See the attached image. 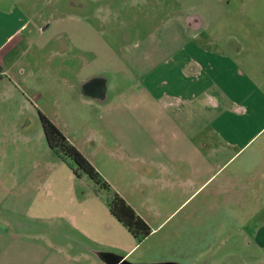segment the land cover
<instances>
[{
    "label": "crops",
    "instance_id": "0c3cea01",
    "mask_svg": "<svg viewBox=\"0 0 264 264\" xmlns=\"http://www.w3.org/2000/svg\"><path fill=\"white\" fill-rule=\"evenodd\" d=\"M110 1L88 0L91 6ZM215 1L210 8L201 5L199 14L184 7L157 35L119 49L116 70L105 71L130 78L127 91L108 97V84L92 82L101 68L66 63L76 81L58 80L67 90L51 100L57 111H41L147 222L150 234L138 243L109 213L104 194L50 152L40 125L21 136L34 150L37 141L41 154L32 155L22 174L10 169L9 186L18 191L0 204V264H112L116 257L124 264H222L229 255L239 261L228 264H264L255 257L264 253V34H252L247 50L238 39H214L209 34L223 6ZM96 15L107 23L111 13ZM40 36L22 8L0 0V65L7 74L0 77V93L15 90L18 79L31 74L13 54L17 44ZM99 58L97 52L92 63ZM84 83L90 94L80 91ZM93 84L101 88L99 97L91 94ZM36 97L43 95L33 92ZM78 100L89 114L72 129L67 119ZM30 101V111L46 107ZM256 139V152L242 158L240 169L247 160L255 167L225 172ZM14 218L42 228H16ZM245 253L251 262L242 258Z\"/></svg>",
    "mask_w": 264,
    "mask_h": 264
},
{
    "label": "rangeland",
    "instance_id": "374dc122",
    "mask_svg": "<svg viewBox=\"0 0 264 264\" xmlns=\"http://www.w3.org/2000/svg\"><path fill=\"white\" fill-rule=\"evenodd\" d=\"M12 1L15 2L16 7L23 9L25 15L29 18V25L35 28L41 36L35 43L32 41L26 45L17 44L13 60H17L22 65L21 67L26 69L25 72L31 74L25 80L18 79V86L15 90L6 89L0 93V204L7 195L10 193L17 194L18 191L16 188H10L9 174L12 175L13 171L15 174H22L24 172L23 166L30 161L32 155L41 154L37 141L34 150L31 145L25 147L21 136L32 134L36 127L37 129L40 128L39 115L37 116L36 109L30 111L31 108H28L26 100L30 103V100H33L35 108L38 107V104L41 106L46 105L43 109H38L40 112L45 111L49 114L56 112L57 109L52 106L51 100L54 99L55 95L67 90L58 86V80L64 77V80L76 81L73 72L67 71L68 68L66 69L65 65L66 63H72L75 67L77 63V67L80 68V61L84 62L83 64L90 63L94 70L102 69L93 73L92 82L101 85V88H104L103 85L108 84V97L119 90L127 91L131 87V83L127 81L130 78L123 80L119 73H111L110 70L105 71L108 68L116 70V53L119 49H123L128 45L131 46L135 41H142L152 36V34L158 33V27L168 18L176 15L178 10L189 6L193 7L194 10L192 11L194 13L199 14L202 13L203 9L210 8L211 1L215 0H112L110 6H91L88 0ZM220 2L223 6L217 10L220 13L219 24L214 26L209 35L213 36L214 39L223 37L225 41L238 39L244 44V50L248 48L245 44L253 40L252 34L254 36L258 34L259 37L256 39H263L264 0H220ZM95 7L98 10L96 9L93 13H108V11L111 13L107 23L104 20L96 19V13L91 12ZM217 12H213V14L215 15ZM73 16L80 17V19H75ZM33 34L31 33L30 36L32 37ZM63 47L68 48L67 52L58 55L56 51L62 52ZM104 47L110 48L111 52L106 51ZM87 49H94L95 53L87 51ZM97 52L100 53V58L92 63ZM8 58H10V55L4 56L7 63ZM242 66L246 67V61L243 62ZM68 67L70 66L68 65ZM79 70H77V75H81ZM87 70H83L82 75ZM31 88L35 89L32 90ZM101 88L93 84L91 94L99 97L98 94H100L99 90ZM79 89L85 94H90L88 84L80 85ZM33 92L40 93L43 97L32 99ZM95 92H98V94ZM84 106L87 105L80 102V100L72 106L70 105L75 113L71 119H67L72 129L80 125V117L89 114ZM18 115L21 116L17 118ZM87 125L89 127L91 125L96 126V123L94 120H87ZM261 136L264 137V130ZM257 145L259 143L256 139L248 147L236 153L227 164L229 167L225 169V172H229L231 169L244 171L253 169L257 162L252 164L250 160H247L249 163L246 162V167H242V169H240V165L242 158L253 152ZM13 166L15 168L11 172L10 169ZM12 220L16 228H22L24 225L32 228H42L38 225L30 226L31 221H24L23 218ZM250 226L248 224V227ZM235 239L233 237V240ZM238 240L240 241V239ZM256 253L257 256L255 257L264 259L262 251H256ZM242 258L247 259L246 262H251L250 259L253 256H247L245 253L242 254ZM223 261L222 264H228V262H238L239 260L237 256L229 255Z\"/></svg>",
    "mask_w": 264,
    "mask_h": 264
},
{
    "label": "trees",
    "instance_id": "16d2710c",
    "mask_svg": "<svg viewBox=\"0 0 264 264\" xmlns=\"http://www.w3.org/2000/svg\"><path fill=\"white\" fill-rule=\"evenodd\" d=\"M37 113L39 114L42 134L50 152L63 161L75 176L85 175L93 189L104 194V201L109 213L125 227L138 243L142 242L150 234V227L147 222L138 216L117 192L111 189L87 157L64 137L50 119L40 111Z\"/></svg>",
    "mask_w": 264,
    "mask_h": 264
},
{
    "label": "water",
    "instance_id": "95a60500",
    "mask_svg": "<svg viewBox=\"0 0 264 264\" xmlns=\"http://www.w3.org/2000/svg\"><path fill=\"white\" fill-rule=\"evenodd\" d=\"M116 257V256H115ZM122 258L121 257H116L113 261L112 264H124V261H120Z\"/></svg>",
    "mask_w": 264,
    "mask_h": 264
},
{
    "label": "flooded vegetation",
    "instance_id": "af4514ba",
    "mask_svg": "<svg viewBox=\"0 0 264 264\" xmlns=\"http://www.w3.org/2000/svg\"><path fill=\"white\" fill-rule=\"evenodd\" d=\"M6 75V76H5ZM2 76H5V77H7V74H6V72L2 69V67H1V65H0V77H2ZM43 114V113H42ZM39 115V114H38ZM46 116V115H45ZM47 117V116H46ZM39 118V117H38ZM48 118V117H47ZM49 119V118H48ZM39 122H40V120H39ZM40 125H41V123H40ZM42 128V127H41Z\"/></svg>",
    "mask_w": 264,
    "mask_h": 264
}]
</instances>
